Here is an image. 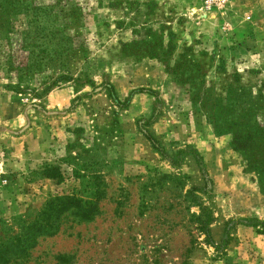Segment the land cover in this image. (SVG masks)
Here are the masks:
<instances>
[{
  "label": "rangeland",
  "instance_id": "rangeland-1",
  "mask_svg": "<svg viewBox=\"0 0 264 264\" xmlns=\"http://www.w3.org/2000/svg\"><path fill=\"white\" fill-rule=\"evenodd\" d=\"M203 1L0 0L6 264H264V0Z\"/></svg>",
  "mask_w": 264,
  "mask_h": 264
},
{
  "label": "trees",
  "instance_id": "trees-1",
  "mask_svg": "<svg viewBox=\"0 0 264 264\" xmlns=\"http://www.w3.org/2000/svg\"><path fill=\"white\" fill-rule=\"evenodd\" d=\"M31 67L28 68V70L30 69ZM62 80H65V81H68L69 79L67 77H63ZM110 98L114 100L115 103L121 105V103L117 100L116 96H115V93L113 91L112 88H108L106 89ZM253 125L255 127H258L256 126V121H255V116H253ZM216 121V120H215ZM218 122V119L216 121V123ZM219 126V125H217ZM218 128V127H217ZM258 132H260V135H257L255 137V139L257 140V145H258V149H264V129H260V130H257ZM146 138L148 139V141L152 144L154 150H156L158 153H160L162 156H164V151L163 149L159 146V144L152 138L150 137L149 135H145ZM235 138V137H234ZM250 137H247V139L249 140ZM244 140L247 142L248 140H246L244 138ZM243 142V141H242ZM188 152L192 153L191 150H189ZM192 154L193 155V158L196 160V162L200 165L201 169H203V165H202V159L201 157L196 154V152H193ZM264 158V157H262ZM258 174L259 175H264V168L262 169H258ZM51 172H54V170H50L48 171L46 174H45V178L46 179H51V180H55L56 178L60 177V174L59 173H56L55 175H52ZM56 201H59V202H66L68 204H76L78 205L81 201L80 200H77L76 198L74 197H64L63 199H59L57 198ZM70 207H65V210H68ZM75 209L78 210L79 214L82 216L83 219H88L90 214H91V208H94V207H73ZM48 210L50 212H55V207H48ZM207 229V228H206ZM8 252L5 251L4 253H0V263H8L9 262V259H8Z\"/></svg>",
  "mask_w": 264,
  "mask_h": 264
},
{
  "label": "crops",
  "instance_id": "crops-1",
  "mask_svg": "<svg viewBox=\"0 0 264 264\" xmlns=\"http://www.w3.org/2000/svg\"><path fill=\"white\" fill-rule=\"evenodd\" d=\"M6 170L11 171L14 170L17 173H14L10 175V179L12 180V192H14L15 195L13 197L17 200V203H15V207H20L18 210H22L21 207H24V205L20 204L22 200H24V165L22 164H10L9 169L8 167ZM12 173V171L10 172ZM22 187V189H20ZM21 193H23L21 195Z\"/></svg>",
  "mask_w": 264,
  "mask_h": 264
},
{
  "label": "built area",
  "instance_id": "built-area-1",
  "mask_svg": "<svg viewBox=\"0 0 264 264\" xmlns=\"http://www.w3.org/2000/svg\"><path fill=\"white\" fill-rule=\"evenodd\" d=\"M203 3L206 8L218 9L222 8L225 5L226 0H204Z\"/></svg>",
  "mask_w": 264,
  "mask_h": 264
}]
</instances>
